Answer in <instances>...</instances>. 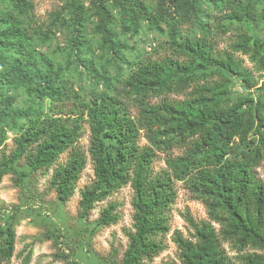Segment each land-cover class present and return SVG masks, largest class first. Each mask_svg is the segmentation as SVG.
Returning <instances> with one entry per match:
<instances>
[{"label": "trees", "instance_id": "1", "mask_svg": "<svg viewBox=\"0 0 264 264\" xmlns=\"http://www.w3.org/2000/svg\"><path fill=\"white\" fill-rule=\"evenodd\" d=\"M10 1L22 10L32 6L30 0ZM115 1L134 28L145 20L150 28L162 30L142 1ZM202 1L188 0L199 21L200 35L182 37L173 26L164 55L133 61L125 55L127 44L116 38L111 26L114 19L104 0H96L102 46L112 53L113 62L128 64L131 70L114 80L87 65L92 80L87 91L64 78L51 59L38 58L30 49L32 34L42 28L35 18L27 25L12 14L1 18L8 25L0 30L4 68L0 71V147L7 137V121L17 123L20 130L14 150L9 155L2 152L0 182L9 173L23 176L16 165L25 157L33 171L55 167L50 186L61 200H69L88 163V155L79 145L88 124L95 179L81 191L83 212L88 214L125 186L130 185L134 192V230L128 234L123 264H146L164 251L162 236L172 230L170 211L178 197L176 183L188 178L208 205L210 220L198 223L189 217L195 230L192 238L174 231L182 264H264V177L256 171L264 160V100L251 94L234 96L229 76L240 78L248 88L259 84L253 69L236 53L248 56L254 68L264 72V38L251 35L248 27L264 22V0L262 5L252 0L232 2L226 12L217 14L203 8ZM73 6V42L81 45L83 9L76 0ZM231 30L237 32L236 40L230 50H219L213 35ZM12 50L19 52L16 58L7 55ZM115 81L137 102L138 119L117 94ZM6 83L22 85L30 94L47 100L48 110L13 108L12 96L3 89ZM100 84L105 88L99 89ZM260 88L264 90V80ZM171 93L184 97L152 102ZM143 132L145 144L140 140ZM175 145L182 153L170 154L167 167L156 170V151H168ZM65 153L67 160L60 162ZM117 209L116 203H109L98 223H118ZM16 237L13 225H0L1 263L11 261ZM227 243L234 255L229 254Z\"/></svg>", "mask_w": 264, "mask_h": 264}, {"label": "rangeland", "instance_id": "2", "mask_svg": "<svg viewBox=\"0 0 264 264\" xmlns=\"http://www.w3.org/2000/svg\"><path fill=\"white\" fill-rule=\"evenodd\" d=\"M32 6L25 10L20 9L10 0H0V30L8 23L1 20L9 15L16 16L21 24L27 25L33 17L38 21L41 30L32 34L29 41L30 49L41 58L43 55L51 59L56 67L62 69L64 78L71 79L75 86L82 91L91 88L92 80L87 65L103 72L112 79L118 74L126 77L131 67L125 63L113 62L112 53L102 46V35L97 30L100 21L99 7L96 0H76L83 9L82 32L84 42L75 44L74 22L76 10L74 0H30ZM158 18L162 30L152 29L147 21L142 20L139 27L134 28L131 22L122 16L115 0H104L109 9L113 22L111 26L116 32V38L127 44L124 52L128 59L136 61L140 58H158L166 53L167 41L171 27H175L179 36L186 37L200 35V26L196 14L190 8L188 0H140ZM248 0H203L202 7L211 9L212 12H226L227 5ZM256 1L262 5V0ZM230 24V20H224ZM236 25V22H233ZM253 36L264 38V22L248 25ZM234 30L223 33L216 32L213 40L221 51L230 50V44L236 40ZM1 46V44H0ZM19 52L8 51L7 55L16 58ZM244 59L245 65L253 69L259 84L255 87H246L243 80L235 75L231 77V89L234 96L253 95L255 99L264 100V90L261 82L264 72L254 68L248 56L236 53ZM120 65V67H118ZM0 63V71H3ZM262 78V79H261ZM261 79V80H260ZM121 100L125 103L131 115L139 118L140 108L137 102L122 91V86L115 81ZM2 84V83H0ZM100 84L99 89H104ZM4 91L13 98V108L48 110V101H42L36 95L30 94L22 85H4ZM168 97L182 99L183 95L171 93L161 98H153L152 102ZM19 123L22 120L18 121ZM6 140L0 147L2 152L10 154L15 148L14 138L19 133L18 124L9 120L5 124ZM141 143H147L145 133H142ZM79 145L88 155V163L77 184L75 194L67 201L59 198L55 189L50 186V179L55 167L48 170L33 171L23 157L16 168L23 173L20 178L14 173H9L0 182V225L7 227L13 225L16 229L15 253L10 262L0 264H123L125 251L129 244V232L133 231L134 224V192L130 185L121 188L113 196L100 201L95 208L85 214L80 206L81 191L95 179L94 164L90 156L91 131L85 125V133ZM182 149L175 145L171 150H157L154 160L156 170L167 167L166 159L170 154L179 155ZM68 154H63L59 161L65 162ZM259 177H264V160L256 169ZM178 197L173 205L170 216L172 230L162 236L166 248L153 261L146 264H163L172 262L182 264L180 251L173 240V233L180 230L185 237L192 238L195 230L189 217L196 222L209 221L208 205L193 189L191 179L177 181ZM118 205L117 211L120 220L110 226L100 225L99 217L109 203ZM225 247L230 255L227 243Z\"/></svg>", "mask_w": 264, "mask_h": 264}]
</instances>
